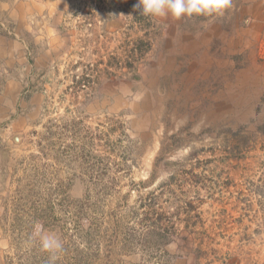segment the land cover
Here are the masks:
<instances>
[{
	"label": "rangeland",
	"instance_id": "374dc122",
	"mask_svg": "<svg viewBox=\"0 0 264 264\" xmlns=\"http://www.w3.org/2000/svg\"><path fill=\"white\" fill-rule=\"evenodd\" d=\"M137 3L0 0V264H264V0Z\"/></svg>",
	"mask_w": 264,
	"mask_h": 264
},
{
	"label": "clouds",
	"instance_id": "9594fccd",
	"mask_svg": "<svg viewBox=\"0 0 264 264\" xmlns=\"http://www.w3.org/2000/svg\"><path fill=\"white\" fill-rule=\"evenodd\" d=\"M231 0H138L134 8L140 9V14L151 17H163L171 14L174 18L220 14L230 7ZM45 250L62 247L55 237L43 238Z\"/></svg>",
	"mask_w": 264,
	"mask_h": 264
},
{
	"label": "trees",
	"instance_id": "16d2710c",
	"mask_svg": "<svg viewBox=\"0 0 264 264\" xmlns=\"http://www.w3.org/2000/svg\"><path fill=\"white\" fill-rule=\"evenodd\" d=\"M174 178H176L175 177V175L173 176V179ZM86 200V199H85ZM85 202V201H84ZM85 204V203H84ZM86 205V204H85ZM85 207V206H84ZM87 211L89 210L90 211V209H89V207H87V209H86ZM96 215H94L93 217H91L90 215H88V218L91 220V222H94L93 220L94 219H96V217H95ZM89 222V221H88ZM91 222H89V223H91ZM90 225V224H89ZM165 230V229H164ZM157 232V228H156V230H155V233ZM162 233V232H161ZM87 235V237H89V239H88V241H89V243H90V241H91V236H90V234L88 233V234H86ZM92 235V234H91ZM90 248V247H89Z\"/></svg>",
	"mask_w": 264,
	"mask_h": 264
}]
</instances>
